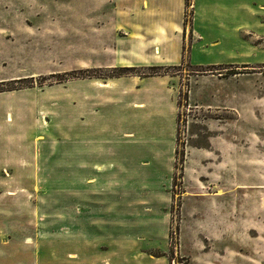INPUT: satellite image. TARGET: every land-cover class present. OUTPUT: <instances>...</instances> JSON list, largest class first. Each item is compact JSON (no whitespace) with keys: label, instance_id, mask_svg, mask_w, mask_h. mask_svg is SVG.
I'll list each match as a JSON object with an SVG mask.
<instances>
[{"label":"rangeland","instance_id":"1","mask_svg":"<svg viewBox=\"0 0 264 264\" xmlns=\"http://www.w3.org/2000/svg\"><path fill=\"white\" fill-rule=\"evenodd\" d=\"M202 1L0 0V264H264V0Z\"/></svg>","mask_w":264,"mask_h":264},{"label":"crops","instance_id":"2","mask_svg":"<svg viewBox=\"0 0 264 264\" xmlns=\"http://www.w3.org/2000/svg\"><path fill=\"white\" fill-rule=\"evenodd\" d=\"M182 3L183 2L181 0V3L179 5L182 6ZM251 7L252 6L250 5V0H234L233 4H230L229 0H221L217 7V10H215L218 19L214 20L211 14H205L206 10L211 11V9L209 8V0H203L201 13H204L205 16L203 15L204 18H199L198 15H196V12L194 21L195 26L197 27V30L202 33V29L198 25L208 26L209 24V30L212 31L213 29H219L222 33V38L225 37L226 41V39H231L232 37L238 36L241 33L240 30L251 23L253 16L250 12L252 9ZM208 16L211 20L214 21H209ZM202 35H204V33H202ZM210 38L215 37L210 36Z\"/></svg>","mask_w":264,"mask_h":264}]
</instances>
